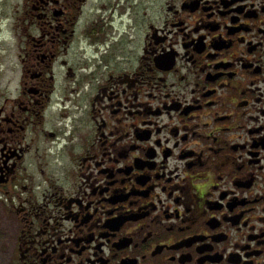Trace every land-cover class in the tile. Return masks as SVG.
Returning a JSON list of instances; mask_svg holds the SVG:
<instances>
[{
    "label": "flooded vegetation",
    "instance_id": "af4514ba",
    "mask_svg": "<svg viewBox=\"0 0 264 264\" xmlns=\"http://www.w3.org/2000/svg\"><path fill=\"white\" fill-rule=\"evenodd\" d=\"M0 264H264V0H0Z\"/></svg>",
    "mask_w": 264,
    "mask_h": 264
}]
</instances>
